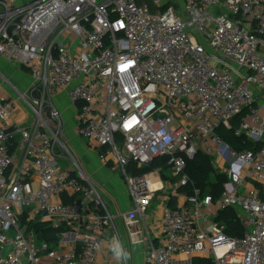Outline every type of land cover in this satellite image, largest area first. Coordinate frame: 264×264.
Here are the masks:
<instances>
[{
	"label": "built area",
	"instance_id": "obj_1",
	"mask_svg": "<svg viewBox=\"0 0 264 264\" xmlns=\"http://www.w3.org/2000/svg\"><path fill=\"white\" fill-rule=\"evenodd\" d=\"M178 3L0 0V58L33 81L29 99L17 90L0 98V264H96L110 231L122 244L125 214L110 210L60 141L55 101L65 92L79 137L122 170L129 215L144 222L157 192L177 197L189 185L188 161L201 152L220 162V198L195 190L185 206L164 208L146 264H264V0ZM242 113L235 136L253 150L238 152L217 132ZM160 159L181 176L168 188L158 171L129 170ZM229 209L241 237L217 221ZM36 222L60 231L55 247L38 242Z\"/></svg>",
	"mask_w": 264,
	"mask_h": 264
},
{
	"label": "crops",
	"instance_id": "obj_2",
	"mask_svg": "<svg viewBox=\"0 0 264 264\" xmlns=\"http://www.w3.org/2000/svg\"><path fill=\"white\" fill-rule=\"evenodd\" d=\"M173 1L179 4V0ZM27 73V71H24L21 67L14 65V63H9L0 58V82L1 80H4L3 86L0 87V98H15V90H17L18 92H20V90H24L21 85L23 82L21 78H23V80L27 78L32 79L31 76L26 75ZM5 80H8V82H10L8 84L10 86L9 88L5 86V83H7ZM3 87H5L6 89H3ZM68 100L69 99L67 93L65 92L55 101L59 111L62 114L64 128L63 135L65 134L66 139H70L72 138V136L75 137L76 142L74 143V145L77 146V155H79L80 159L82 160L81 165L84 170L83 172L89 178L90 182L93 185L100 187V189L104 193V198L108 203V207H110V209H112L114 213L118 212L125 214V218L118 219L116 225L117 233L123 246L131 254V259L128 261V264H146V257L152 248V243L155 246L160 245V240L157 235V229L163 220L164 208H177L180 206H185L187 203L186 195L179 192L177 197H172L162 192H157L151 204V207L148 210L149 218L147 222H144L136 215H129L130 212L133 211L134 206L129 198L126 183L121 190L119 183L121 184L122 181L120 178L119 180L115 178L116 176H114L112 180H109V182H103L104 179L101 175H99L100 172L104 171L105 174L113 172L109 168L105 167V164L102 163L105 161L100 160L99 156L94 151L87 150L85 147H83V145L81 144V140L79 143L80 137L77 132V114L75 109L70 106ZM16 121L22 127L30 123L28 112L26 108H23V106L18 108ZM219 163L220 162L215 163V172L216 174L224 176V174L219 170L220 167L217 166V164ZM213 179L215 178L213 177ZM158 181L159 180L156 179V187H158V190L162 185L168 188V186L166 185L173 184L172 181H160L162 184L161 185L160 183H158ZM109 183H111L112 185H110ZM114 240H116L115 233L113 231H110L104 250L99 254L96 264H118L110 251V246Z\"/></svg>",
	"mask_w": 264,
	"mask_h": 264
},
{
	"label": "trees",
	"instance_id": "obj_3",
	"mask_svg": "<svg viewBox=\"0 0 264 264\" xmlns=\"http://www.w3.org/2000/svg\"><path fill=\"white\" fill-rule=\"evenodd\" d=\"M245 116L246 113H242V115L233 123L231 130L221 128L217 132L227 144H229L234 150L238 152H243L244 150H253V145L248 142L246 138H239L235 136V130L238 127L239 122L244 119ZM106 161L108 166H110L111 159L107 158ZM147 168L140 170L130 168L129 170L132 171L133 174L138 175L142 174V171L146 170ZM166 168L169 167L165 166V163L164 165L162 164L160 169L161 172L163 173ZM186 173L190 178V183L188 186H183L179 189L181 194L191 196L194 194L195 190H199L203 196H212L215 201L220 198L226 176L216 174L212 157L200 152L193 160L187 162ZM213 177L215 179H213ZM180 178V175H176L171 181L173 184H176L180 181ZM64 198H67L64 199V202L69 203L72 198L79 197L65 196ZM217 221L225 226L228 236L232 238H238L244 235L245 226L234 210L229 209L224 211L218 216ZM29 229L34 230L40 244L47 243L53 248L59 242L60 231H56L46 224L40 222L32 223Z\"/></svg>",
	"mask_w": 264,
	"mask_h": 264
},
{
	"label": "rangeland",
	"instance_id": "obj_4",
	"mask_svg": "<svg viewBox=\"0 0 264 264\" xmlns=\"http://www.w3.org/2000/svg\"><path fill=\"white\" fill-rule=\"evenodd\" d=\"M15 65V64H14ZM24 70V69H23ZM24 71H26V70H24ZM27 76H30V74H26ZM22 76V75H21ZM22 79V87H23V89L24 90H20V94H22V95H24V96H26V99H29L28 98V96H29V91H30V88L32 87V85H33V81H32V79H29V78H27V79H24L23 80V78H21ZM3 84H4V80H1V82H0V87L1 86H3ZM5 86L6 87H10L7 83H5ZM3 89H6L5 87H3ZM30 101V100H29ZM69 101V100H68ZM69 103H70V106H71V102L69 101ZM64 129V128H63ZM66 136H65V134L64 135H62V136H60V141L63 143V144H65L67 147H68V151H69V157H70V159H75V161L78 163V165H79V167L81 168V170L82 171H84L83 170V168H82V160L80 159V157H79V155H77V146L76 145H74V143L76 142L75 141V137H73L72 136V138H70V139H66L65 138ZM78 138V137H77ZM80 140H81V144L83 145V147H85L87 150H92V151H94L98 156H99V158H100V156L101 155H105V154H107L108 152L107 151H105V152H103L101 149H99V148H95V147H93V146H91V143L90 142H88L87 140H85V139H79V143H80ZM87 142H88V144H87ZM80 145V144H79ZM73 158H72V157ZM101 160V159H100ZM103 164H105V167L106 168H109L113 173H107V174H105L104 173V171H102V172H100V174L99 175H101L102 176V178L104 179L103 180V182H109V180H112L113 178H114V176H116L115 178H117L118 180H119V178L121 179V181H119V182H121V184L119 183V185H120V189L122 190L123 189V187H124V184H125V181L123 180V178H122V170L117 166V164L114 162V161H112L111 160V162H110V166H108V164H107V161H105V162H102ZM164 163H165V166H168L169 168H166L165 170H164V172L162 173L161 172V165L163 164L164 165ZM215 163H216V160L213 158V166L215 167ZM60 165L61 166H63V167H70V165L65 161V160H61L60 161ZM154 171H158V173H159V175H160V178H161V181L162 182H168V181H171L172 180V178L174 177V176H176V172L174 171V170H172L171 169V167L168 165V159H160V161H155L153 164H151L146 170H144V171H142V174H149V173H152V172H154ZM110 185H112L111 183H109ZM166 186H168V187H170V185H166ZM97 187V186H96ZM99 189H100V187H98ZM156 188H158V187H156ZM100 191L102 192V190L100 189ZM101 194V193H100ZM102 194L104 195V193L102 192ZM110 208V207H109ZM111 211H112V209H110ZM113 212V211H112ZM149 214V213H148Z\"/></svg>",
	"mask_w": 264,
	"mask_h": 264
},
{
	"label": "clouds",
	"instance_id": "obj_5",
	"mask_svg": "<svg viewBox=\"0 0 264 264\" xmlns=\"http://www.w3.org/2000/svg\"><path fill=\"white\" fill-rule=\"evenodd\" d=\"M110 251L118 264H128V261L131 259L129 251L118 240L113 241Z\"/></svg>",
	"mask_w": 264,
	"mask_h": 264
},
{
	"label": "bare ground",
	"instance_id": "obj_6",
	"mask_svg": "<svg viewBox=\"0 0 264 264\" xmlns=\"http://www.w3.org/2000/svg\"><path fill=\"white\" fill-rule=\"evenodd\" d=\"M156 184H157V182H156ZM155 187H156V185H155Z\"/></svg>",
	"mask_w": 264,
	"mask_h": 264
}]
</instances>
